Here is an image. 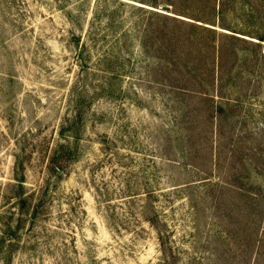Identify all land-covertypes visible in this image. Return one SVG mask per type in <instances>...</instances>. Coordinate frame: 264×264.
<instances>
[{"label":"rangeland","instance_id":"obj_1","mask_svg":"<svg viewBox=\"0 0 264 264\" xmlns=\"http://www.w3.org/2000/svg\"><path fill=\"white\" fill-rule=\"evenodd\" d=\"M226 1L193 13L264 40V0ZM167 10L0 0V264H264V42H220L240 55L220 86L248 95L208 108L163 85L156 35H202L148 13Z\"/></svg>","mask_w":264,"mask_h":264},{"label":"trees","instance_id":"obj_2","mask_svg":"<svg viewBox=\"0 0 264 264\" xmlns=\"http://www.w3.org/2000/svg\"><path fill=\"white\" fill-rule=\"evenodd\" d=\"M150 6L155 9L157 3H150L146 1ZM214 3V4H213ZM150 4H155L151 6ZM180 4L182 8L185 7V10L179 11V14L176 12H170L167 10V13H162L161 11H150L148 12L152 17L157 20L163 26H166L170 23H175L182 25L191 29L194 32H198L202 35H168L164 29L160 30L161 34L163 35H156L160 43V47L158 48V56L156 58V63L163 64L162 71L167 70L174 73V76L170 79L163 77V80H167L169 84H163L173 91H182L187 93H193L197 96H200L201 99L206 100V107H214L215 104L211 105L209 103L215 102V98L220 99V101L227 102L229 105L236 101L231 100H241L248 95L244 93L241 88H238V85L234 81H228L223 86H220V83L224 80L226 73H224V61L226 56L230 57H240L237 53V45L234 44L232 47H224L220 43L222 40L225 41L226 39H234L238 40V42H243L244 44H251L253 48L260 47V42H264V40L259 39V43H249L245 39H240L236 37V35H216L217 30L213 27H216L214 24L206 23L207 19L204 17H200L199 15H195L193 12H198L197 14H203L212 11L214 13L213 17L216 18L220 14H223L226 7L227 1L226 0H180ZM167 9L174 8L175 5L167 4ZM171 7V8H170ZM217 7L219 9H217ZM170 13V14H169ZM179 16V17H178ZM191 16L193 18H190ZM185 17L201 24H197L196 22L186 21ZM218 18V17H217ZM209 22H214L213 20H209ZM210 25V26H206ZM232 37V38H231ZM93 40H97L95 36ZM189 48L188 53L181 52L180 49ZM227 48H230L228 50ZM177 53L181 54L182 58L186 56V71L183 72L180 69L179 62L181 59L177 57ZM171 54V55H169ZM170 57V59H169ZM249 57V56H248ZM159 59V61H158ZM171 60V61H167ZM161 62V63H160ZM196 62L197 64L195 65ZM130 65V64H129ZM192 66V67H190ZM234 69V68H233ZM225 75V76H224ZM228 78H231V74L227 75ZM227 78V79H228ZM227 79L225 81H227ZM157 84L159 80L155 81ZM196 88V89H195ZM234 89V90H233ZM194 90V91H193ZM231 90H233L231 92ZM229 92H231L229 94ZM229 96H234L235 99L230 98ZM238 102V101H237ZM236 102V103H237ZM240 102V101H239ZM221 103V104H222ZM217 104V103H216ZM215 114L218 111V108H214ZM217 119V118H214ZM73 123L76 120L72 121ZM207 138V137H206ZM208 139V138H207ZM209 140V139H208ZM213 148V147H212ZM216 154V155H215ZM213 154L214 158V166H218V160L220 159V155L216 152ZM220 166V164H219ZM200 171V170H197ZM202 179L203 181L206 180ZM212 182V181H211ZM132 181L129 182V185L126 186L124 194H128L130 199H133L136 194L131 195L130 193L136 188L137 185H132ZM22 184V181H19V185ZM136 184V183H134ZM230 187H233L232 185ZM105 197V195H103ZM116 218V214L113 215Z\"/></svg>","mask_w":264,"mask_h":264}]
</instances>
